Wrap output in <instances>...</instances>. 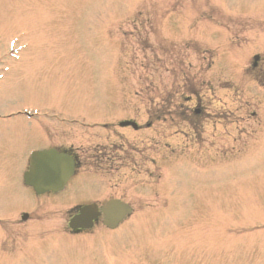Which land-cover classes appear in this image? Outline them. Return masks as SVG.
I'll return each mask as SVG.
<instances>
[{"label":"rangeland","instance_id":"obj_1","mask_svg":"<svg viewBox=\"0 0 264 264\" xmlns=\"http://www.w3.org/2000/svg\"><path fill=\"white\" fill-rule=\"evenodd\" d=\"M39 123L134 167L4 191L0 264H264V0H0V187L50 140ZM111 199L133 207L118 229L70 232Z\"/></svg>","mask_w":264,"mask_h":264},{"label":"flooded vegetation","instance_id":"obj_2","mask_svg":"<svg viewBox=\"0 0 264 264\" xmlns=\"http://www.w3.org/2000/svg\"><path fill=\"white\" fill-rule=\"evenodd\" d=\"M192 101L193 99L191 98L186 99V103L187 102L192 103ZM179 111H183L184 114H188V111H185V104L181 105V108L179 109ZM192 115L194 117H201L202 115H204L202 104L200 100L198 99L194 100ZM185 121H186L185 123L188 124L189 126H190V123L194 124L193 126L196 127L194 131L197 130V127H198V126H195V123H200V122H195V120H192V119L185 120ZM39 127L43 131H46V133H48L49 135L51 128L47 130L42 125H40ZM139 129L140 127H138L136 131ZM191 129L193 130L192 127ZM49 137H50V140L45 144L44 147H42V151L55 150L61 155L69 156L74 161V167H75L74 177L68 182V184L72 180H75L76 176H78V173L81 170L91 169V170H94L95 172H102L105 174V173L117 172L121 170L122 167H128V166L129 167L131 166V168L134 167V163L132 161V158H130V155L125 152H121V150L117 149L114 146L112 147L102 146L101 144H94L91 142V143H88L87 146L85 145V143H82L80 144V146L76 147L70 142L68 134H66L64 138L62 137V138L55 139L54 137H51V136ZM119 152H121L125 156L123 158H120ZM30 169H31V164L29 162L26 170L22 172L23 175L25 174L26 171L28 172ZM7 170L9 171V173L16 171V169H13L12 167L11 168L9 167ZM68 184L65 187H68ZM76 185H77L76 187H105L104 185H101V186H93V185H88V184H81V185L76 184ZM26 190L32 192V188L27 186L23 182V179L21 181L20 186H17L14 184H8L7 187H0V202L3 200L2 194L5 196L4 191L12 192L14 195L16 191L24 192ZM46 195L47 196L51 195V193H47L45 194V196ZM13 200L15 201V199ZM23 215L20 216L21 219ZM100 221H102L101 222L102 224L104 223L103 217L99 218L95 222L94 228L100 223ZM75 233H81V231H78Z\"/></svg>","mask_w":264,"mask_h":264},{"label":"water","instance_id":"obj_3","mask_svg":"<svg viewBox=\"0 0 264 264\" xmlns=\"http://www.w3.org/2000/svg\"><path fill=\"white\" fill-rule=\"evenodd\" d=\"M255 61L258 57L254 58ZM128 124V123H127ZM132 125V124H131ZM134 125V124H133ZM135 126V125H134ZM47 159H52L54 163L49 167L44 168L43 162ZM35 168L26 175L25 180L28 184H43L49 186H61L70 177L73 167L69 164L68 168L62 172L64 164L69 163L67 158L56 154L55 152H44L34 155L33 159ZM61 166V172L59 167ZM34 186V185H33ZM64 187H34L37 193L42 194L47 191L59 192ZM103 214L106 216L107 222L105 225L110 229H115L118 224L125 218L126 215L131 213V209L119 201H111L102 208ZM100 213L96 206H87L79 210V214L75 216L69 224L71 230H86L93 226V221L99 217Z\"/></svg>","mask_w":264,"mask_h":264}]
</instances>
